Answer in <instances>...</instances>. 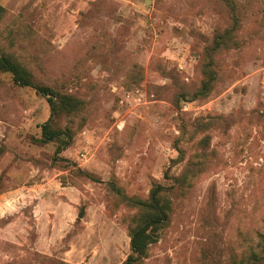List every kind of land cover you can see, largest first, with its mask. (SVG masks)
I'll use <instances>...</instances> for the list:
<instances>
[{
  "label": "rangeland",
  "instance_id": "374dc122",
  "mask_svg": "<svg viewBox=\"0 0 264 264\" xmlns=\"http://www.w3.org/2000/svg\"><path fill=\"white\" fill-rule=\"evenodd\" d=\"M233 2L239 48L215 55L218 78L204 98L174 104L199 85L203 43L226 24L217 0H0V47L85 102V122L59 154L75 166L51 167L54 144L30 141L45 99L0 73V264L121 263L129 211L114 206L107 182L145 196L196 151L203 133L180 142L185 154L170 162L178 127L217 115L229 119L205 132L210 162L171 198L143 264H228L255 246L264 234V0Z\"/></svg>",
  "mask_w": 264,
  "mask_h": 264
},
{
  "label": "trees",
  "instance_id": "16d2710c",
  "mask_svg": "<svg viewBox=\"0 0 264 264\" xmlns=\"http://www.w3.org/2000/svg\"><path fill=\"white\" fill-rule=\"evenodd\" d=\"M217 1L225 9L226 24L223 28L215 30L210 39L203 43L199 55L201 75L199 85L190 91L178 92L175 95L174 104L179 101L204 98L218 78L214 62L215 55L221 51L236 50L240 46L236 35L240 23L233 0ZM3 14L4 8L0 4V20ZM90 14L86 12L82 15L89 19ZM0 73L9 74L15 85L31 88L45 99L48 115L44 121L37 124L39 134L31 136L30 141L36 145L54 144L53 153L49 156L51 167H74L73 162L59 154L69 146L75 132L85 122L84 100L72 92L52 87L1 47ZM215 119L226 123L229 118L226 115H217L208 117V119H196L189 125L183 123L178 127L181 138H178L174 144L178 157L171 159L170 162L173 164L183 158L185 150L180 142L193 139L196 133H203L195 143L196 151L187 157L177 174L170 175L166 170L163 173L165 182L154 181L145 196L126 194L116 184L115 179L107 182L109 192L113 195L114 206L122 204L129 211V214L123 217L126 222L125 231L128 237L129 253L119 264H143V258L147 257L149 247L158 240L161 231L170 221L171 198L184 195L206 170L210 158L206 160L209 137L205 132L212 127ZM5 150V146L0 143V156ZM74 170L79 176H88L86 172L77 167ZM257 236L258 240L254 247L248 245V249L244 251L231 252L228 264H264V234L259 233ZM50 260H53L54 264H67L60 260L51 258Z\"/></svg>",
  "mask_w": 264,
  "mask_h": 264
},
{
  "label": "built area",
  "instance_id": "2783aa9c",
  "mask_svg": "<svg viewBox=\"0 0 264 264\" xmlns=\"http://www.w3.org/2000/svg\"><path fill=\"white\" fill-rule=\"evenodd\" d=\"M137 93L136 89L132 90H122L121 96L119 98V102L122 103L123 101H128L129 99L132 98V96Z\"/></svg>",
  "mask_w": 264,
  "mask_h": 264
},
{
  "label": "water",
  "instance_id": "95a60500",
  "mask_svg": "<svg viewBox=\"0 0 264 264\" xmlns=\"http://www.w3.org/2000/svg\"><path fill=\"white\" fill-rule=\"evenodd\" d=\"M82 213H83V210L82 209H79V212L77 214V217H81Z\"/></svg>",
  "mask_w": 264,
  "mask_h": 264
}]
</instances>
